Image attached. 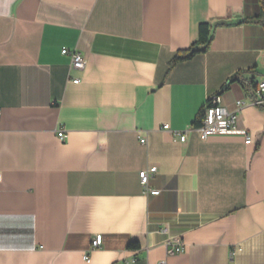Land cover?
<instances>
[{
	"label": "crops",
	"instance_id": "obj_1",
	"mask_svg": "<svg viewBox=\"0 0 264 264\" xmlns=\"http://www.w3.org/2000/svg\"><path fill=\"white\" fill-rule=\"evenodd\" d=\"M260 11V0H0V264H264V107L239 83L223 91L238 73L264 83V29L245 22ZM204 23L224 24L211 48L172 67ZM219 94L230 112L244 104L251 144L195 130ZM150 168L157 196L139 180ZM174 239L185 252L168 256Z\"/></svg>",
	"mask_w": 264,
	"mask_h": 264
},
{
	"label": "built area",
	"instance_id": "obj_2",
	"mask_svg": "<svg viewBox=\"0 0 264 264\" xmlns=\"http://www.w3.org/2000/svg\"><path fill=\"white\" fill-rule=\"evenodd\" d=\"M62 54L64 56H69L71 60V69L75 71H80L84 68L85 61L83 56L78 51H70L68 49H63ZM75 83H79V80H76ZM256 99L253 101V106L264 107V83L258 85L256 92ZM244 107V104L241 102L237 103V110L230 112L222 107V98L221 96H214L207 102L205 107L203 117L201 120L200 126L196 127L195 130L205 138L208 139L213 136L220 134H228L233 132H242L245 136L246 144H251L252 140L246 130H243L239 126L240 115L239 111ZM1 117V110H0ZM165 130H169V126H164ZM59 139L64 142L66 140V134L60 132L58 134ZM179 141L181 143H186L187 134H179ZM141 144H146L145 140H141ZM156 168H150L149 170L142 171L139 173V180L141 186L143 187V192L145 195L157 196L159 192L151 191L148 188L149 180L152 176L156 174ZM2 182V174L0 173V183ZM103 237L97 235L92 242V250H97L102 245ZM167 255L175 256L185 252V246L181 239H174L168 241L166 244ZM161 264H165L162 262Z\"/></svg>",
	"mask_w": 264,
	"mask_h": 264
},
{
	"label": "trees",
	"instance_id": "obj_3",
	"mask_svg": "<svg viewBox=\"0 0 264 264\" xmlns=\"http://www.w3.org/2000/svg\"><path fill=\"white\" fill-rule=\"evenodd\" d=\"M260 2H261L260 14L257 17L246 20L245 22L260 25L264 29V0H260ZM221 26H224V24L221 23L201 24L199 26V40L195 44H193L187 51L178 53L174 58V60L172 61L171 66L173 67L179 63L191 60L193 57L197 55L205 54L211 48V45L214 41L215 30ZM262 61L264 62V51H263ZM246 73H250V72L238 73L236 76H234L223 87V91L226 90L231 84L239 83L249 93L253 94V92H257L258 85L253 80L248 81L241 79V76ZM202 117H203V112L200 113L199 117L195 122L196 127L200 126ZM128 248L130 250H138L140 246L137 243H131L128 246Z\"/></svg>",
	"mask_w": 264,
	"mask_h": 264
},
{
	"label": "bare ground",
	"instance_id": "obj_4",
	"mask_svg": "<svg viewBox=\"0 0 264 264\" xmlns=\"http://www.w3.org/2000/svg\"><path fill=\"white\" fill-rule=\"evenodd\" d=\"M217 96V95H216ZM218 96H221V95H218Z\"/></svg>",
	"mask_w": 264,
	"mask_h": 264
},
{
	"label": "water",
	"instance_id": "obj_5",
	"mask_svg": "<svg viewBox=\"0 0 264 264\" xmlns=\"http://www.w3.org/2000/svg\"><path fill=\"white\" fill-rule=\"evenodd\" d=\"M219 95H221V94H219Z\"/></svg>",
	"mask_w": 264,
	"mask_h": 264
}]
</instances>
